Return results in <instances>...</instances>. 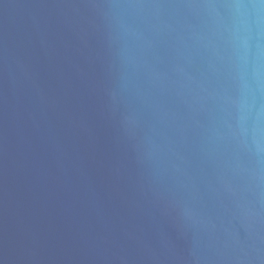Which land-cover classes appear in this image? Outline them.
<instances>
[{"label": "water", "instance_id": "water-1", "mask_svg": "<svg viewBox=\"0 0 264 264\" xmlns=\"http://www.w3.org/2000/svg\"><path fill=\"white\" fill-rule=\"evenodd\" d=\"M0 264H264V0H0Z\"/></svg>", "mask_w": 264, "mask_h": 264}]
</instances>
